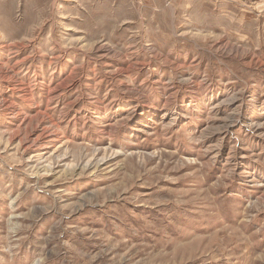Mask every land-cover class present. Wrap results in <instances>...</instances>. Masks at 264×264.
Listing matches in <instances>:
<instances>
[{
  "label": "rangeland",
  "instance_id": "374dc122",
  "mask_svg": "<svg viewBox=\"0 0 264 264\" xmlns=\"http://www.w3.org/2000/svg\"><path fill=\"white\" fill-rule=\"evenodd\" d=\"M0 264H264V0H0Z\"/></svg>",
  "mask_w": 264,
  "mask_h": 264
}]
</instances>
